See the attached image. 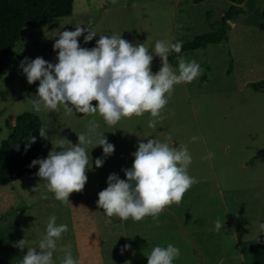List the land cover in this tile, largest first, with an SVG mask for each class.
<instances>
[{"label":"rangeland","instance_id":"374dc122","mask_svg":"<svg viewBox=\"0 0 264 264\" xmlns=\"http://www.w3.org/2000/svg\"><path fill=\"white\" fill-rule=\"evenodd\" d=\"M228 4L227 0H116L115 4L74 0L72 15L25 28L0 81V145L12 133L19 114L36 113L32 100L39 81L27 82L20 61L43 57L57 63L58 50L53 45L60 32L74 31L76 25L91 27L97 32L92 41L78 38L80 46L89 49L100 35H121L134 46L144 43L154 57L150 67L155 74L162 67L153 51L155 41L187 42L215 29ZM246 7L249 14L238 19L228 43L211 44L184 57L196 60L201 73L191 83L174 85L156 128L148 127L149 119H154L148 112L124 117L114 126H108L98 113L73 110L65 115L63 105L57 111L37 113L49 130L40 158H47L54 145L62 150L61 141L65 146L67 140L78 144L77 133H86L93 121L98 125L96 132L104 134L115 151L105 157L102 146L87 147L88 180L81 192L70 194L67 206L56 201L46 182L35 175L39 165L31 176L0 186V264L23 259L27 249L12 252L7 240L14 235L19 241L24 228L35 227L34 214L42 211L55 215L57 225L68 226L56 241L53 264H61L62 249L69 245L79 264H148L145 254L168 244L180 249L173 264H264V92L250 85L264 80V0H248ZM170 66L178 72V67ZM194 136L199 139L193 141ZM154 138L175 147L186 144L192 157L187 171L199 183L186 191L181 203L167 206L158 221L151 216L138 222L130 217L108 226L109 217L96 204L98 193L107 188L111 173L127 179L122 169L132 167V153L139 142ZM21 151V144L14 146V153ZM210 152L212 158L204 159ZM96 158L104 160L99 168ZM38 184L39 190L32 191ZM217 218L225 222L220 232L215 231ZM27 233L28 240L32 234ZM125 244L131 249L121 253Z\"/></svg>","mask_w":264,"mask_h":264},{"label":"clouds","instance_id":"9594fccd","mask_svg":"<svg viewBox=\"0 0 264 264\" xmlns=\"http://www.w3.org/2000/svg\"><path fill=\"white\" fill-rule=\"evenodd\" d=\"M112 3L115 4L116 0H112ZM96 35L97 32L91 27L76 25L74 31L64 30L55 40L53 50H58L57 63L43 57H25L20 61L27 82L33 84L39 81L32 100L36 113L42 110L57 111L58 106L63 105L65 115H71L73 110L84 115L98 113L108 126H114L124 117L142 116L148 112L154 118L149 119L148 127L154 129L163 120L161 112L168 103L174 85L191 83L201 73L196 60L189 61L184 57H178V72L172 70L169 54L172 51L180 53L181 42L155 41L153 51L160 57L162 67L154 74L150 67L154 57L144 43L134 46L121 35L113 34L100 35L96 46L91 49L80 46L79 37L83 36L84 42L88 43ZM92 101L98 104L93 106ZM87 127L86 133H77L78 144L73 145L67 140L65 146L61 141L58 147L62 150L57 151V145H54L47 158L34 159L29 165L30 168L39 165L35 175L46 182L47 191L65 206L70 202V194L81 192L88 180L87 147L102 146L105 157L115 151V146L104 134L96 132L98 125L95 121ZM48 132L47 124L39 128V135L44 139L49 138ZM197 139L192 137L193 141ZM26 140L25 151L36 142L37 137L30 135ZM132 155V167L122 169L127 179L111 173L107 178V188L98 193L96 204L108 217L118 216L121 221L131 217L138 222L151 216L158 221L159 214L167 206L181 203L186 191L199 183L188 174L192 157L186 144L175 147L155 138L147 139V142L141 140ZM213 155L210 152L204 159H211ZM103 163L102 158H96L97 168ZM38 190L39 184L32 188L34 192ZM42 198L48 197L44 195ZM56 220L55 215L48 218L46 234L35 247H27L21 264H53L56 241L68 231L66 224L57 225ZM224 223L217 218L215 231L220 232ZM261 229H264V225H261ZM26 244L27 234L13 246L23 251ZM129 249L131 245L125 244L121 253ZM62 251L65 256L61 264H79L72 256L70 245ZM145 255L148 264H173L180 256V249L172 244L155 246Z\"/></svg>","mask_w":264,"mask_h":264},{"label":"trees","instance_id":"16d2710c","mask_svg":"<svg viewBox=\"0 0 264 264\" xmlns=\"http://www.w3.org/2000/svg\"><path fill=\"white\" fill-rule=\"evenodd\" d=\"M201 3L205 0H192ZM232 2L219 21L218 26L196 36L191 41H180L182 50L169 54V63L178 67V57H186L197 49H206L211 44H220L228 40L229 22L245 14V0H227ZM74 11V0H0V81L6 73L12 54L23 37L25 28L41 20H52L70 16ZM255 91L264 92V80L250 84ZM43 125L42 118L27 111L17 116L12 133L0 145V186H6L21 177L31 176L36 168L29 167L32 160L39 159L44 139L39 135ZM37 137L31 147L25 151L27 138ZM21 144L22 151L13 152L15 145Z\"/></svg>","mask_w":264,"mask_h":264},{"label":"crops","instance_id":"0c3cea01","mask_svg":"<svg viewBox=\"0 0 264 264\" xmlns=\"http://www.w3.org/2000/svg\"><path fill=\"white\" fill-rule=\"evenodd\" d=\"M247 1L248 0H245V2L243 3V7L245 8V10H246V13L245 14H242V15H239V16H237V17H235L233 20H231L230 22H229V24H230V29H229V33H228V40L227 41H225L226 43H228V41L230 40V33L233 31V30H235L236 28H237V26H238V19H244V18H246L247 16H248V14H249V10L247 9V7H246V3H247ZM254 1H256V0H254ZM257 1H259V0H257ZM229 2V4H228V6L230 7L231 5H232V2H230V1H228ZM242 17H244V18H242ZM34 215H36L35 217H33L32 219H33V222H34V224H35V227L33 226V228H30V227H27V229H29L30 231H26V229L24 228L23 229V237H20V239H23V238H25V234H28L27 232H31V234H32V237H30V238H28V240H27V244H26V246H28V244H29V246L30 247H35L37 244H38V242H39V240L40 239H42L43 238V236L46 234V226H47V223H48V215L46 214V212L45 211H42V213L40 212L39 214H34ZM106 215V214H105ZM107 216V215H106ZM108 217V216H107ZM114 216H112V217H109V219H107L106 220V224L108 225V226H110V225H113L115 222L114 221H119V222H122L121 221V219H117V220H114ZM17 236V238L19 237V235H16ZM14 237V235L13 236H9V238H8V240L7 239H5V240H7L8 242H9V244H11V251L13 252L15 249H18V247H14L13 246V244L16 242V240L13 238ZM18 241V240H17ZM29 241V242H28ZM26 249H27V247H26ZM201 251V250H200ZM11 258H14L16 255L15 254H10L9 255ZM21 262H22V260H20L19 262H17V263H15V264H21Z\"/></svg>","mask_w":264,"mask_h":264}]
</instances>
